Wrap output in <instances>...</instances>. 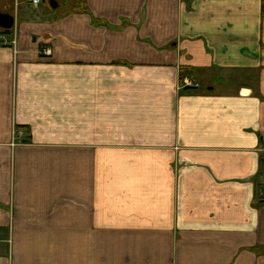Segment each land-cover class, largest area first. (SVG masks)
<instances>
[{"label":"crops","instance_id":"obj_1","mask_svg":"<svg viewBox=\"0 0 264 264\" xmlns=\"http://www.w3.org/2000/svg\"><path fill=\"white\" fill-rule=\"evenodd\" d=\"M71 2L0 0V264H264L262 0Z\"/></svg>","mask_w":264,"mask_h":264},{"label":"water","instance_id":"obj_2","mask_svg":"<svg viewBox=\"0 0 264 264\" xmlns=\"http://www.w3.org/2000/svg\"><path fill=\"white\" fill-rule=\"evenodd\" d=\"M48 4L51 8H56L57 3L54 0H48ZM14 18L7 13H0V29L4 32H9L13 29Z\"/></svg>","mask_w":264,"mask_h":264},{"label":"built area","instance_id":"obj_3","mask_svg":"<svg viewBox=\"0 0 264 264\" xmlns=\"http://www.w3.org/2000/svg\"><path fill=\"white\" fill-rule=\"evenodd\" d=\"M40 2V0H32V3L33 4H38ZM0 41H1V44L3 45H6L7 44V41L4 40V35L0 34ZM43 55L46 56V57H49L51 55V49L50 48H47V49H44L43 51ZM182 86H185V88H196L198 87V85L196 83H194L193 81L189 80V79H183L182 81ZM15 136L17 134V131L14 132ZM263 150H264V145H263Z\"/></svg>","mask_w":264,"mask_h":264},{"label":"trees","instance_id":"obj_4","mask_svg":"<svg viewBox=\"0 0 264 264\" xmlns=\"http://www.w3.org/2000/svg\"><path fill=\"white\" fill-rule=\"evenodd\" d=\"M261 16L264 19V0H262ZM4 33H6V32L1 31L0 34H4ZM186 73L187 72H185V70H184V72L181 75V79H182V77H184L186 75Z\"/></svg>","mask_w":264,"mask_h":264},{"label":"rangeland","instance_id":"obj_5","mask_svg":"<svg viewBox=\"0 0 264 264\" xmlns=\"http://www.w3.org/2000/svg\"><path fill=\"white\" fill-rule=\"evenodd\" d=\"M54 1L60 5H68V6H70V4L72 3L71 0H54Z\"/></svg>","mask_w":264,"mask_h":264}]
</instances>
